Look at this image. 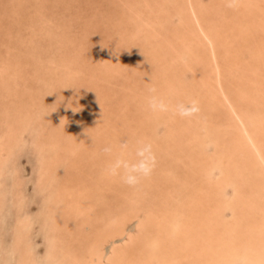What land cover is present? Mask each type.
Masks as SVG:
<instances>
[{"label":"bare ground","instance_id":"bare-ground-1","mask_svg":"<svg viewBox=\"0 0 264 264\" xmlns=\"http://www.w3.org/2000/svg\"><path fill=\"white\" fill-rule=\"evenodd\" d=\"M0 264H264V0H0Z\"/></svg>","mask_w":264,"mask_h":264},{"label":"clouds","instance_id":"clouds-1","mask_svg":"<svg viewBox=\"0 0 264 264\" xmlns=\"http://www.w3.org/2000/svg\"><path fill=\"white\" fill-rule=\"evenodd\" d=\"M238 2L239 0H228V7L234 8ZM149 92L155 93L156 89L150 88ZM148 107L153 113L166 112L168 110V106L156 95L150 96ZM177 111L181 116H189L194 111V103L188 107L179 105ZM127 148L128 145L126 143L121 145L120 154L107 163L104 174L109 177H119L125 185L136 187L142 180L151 176L157 165V156L153 150V145L149 142H137L134 160L125 158L124 153L127 151ZM112 151L111 146H106L103 149V152L109 155Z\"/></svg>","mask_w":264,"mask_h":264},{"label":"rangeland","instance_id":"rangeland-1","mask_svg":"<svg viewBox=\"0 0 264 264\" xmlns=\"http://www.w3.org/2000/svg\"><path fill=\"white\" fill-rule=\"evenodd\" d=\"M84 16V14L82 15V17ZM23 166H24V171L25 173L28 175L30 174V172L32 171V167H31V164L29 163L28 159L26 157L23 158ZM28 193H33V187H32V184L29 186L28 188Z\"/></svg>","mask_w":264,"mask_h":264}]
</instances>
